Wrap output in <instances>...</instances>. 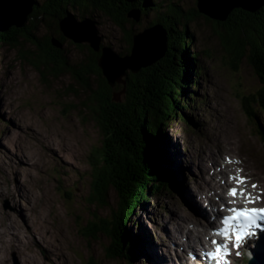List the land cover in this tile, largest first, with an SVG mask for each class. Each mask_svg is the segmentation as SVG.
<instances>
[{
  "label": "rangeland",
  "instance_id": "374dc122",
  "mask_svg": "<svg viewBox=\"0 0 264 264\" xmlns=\"http://www.w3.org/2000/svg\"><path fill=\"white\" fill-rule=\"evenodd\" d=\"M59 1L61 15L70 12L67 16L77 20L90 14L94 17L102 48L126 51L122 32L110 15L90 7L89 13L70 9L68 2ZM154 2L157 11L172 5L186 12L195 7L196 0ZM142 7L143 12L129 11L140 13L139 23L122 17L128 22L127 29L139 28L140 32L154 21L156 12L147 13L144 4ZM232 26L237 27V23L224 27L203 15L188 25L194 39L192 50L204 70L196 79L197 88L190 91L195 96L189 101V111L164 131L163 141L174 167L172 190L148 200L125 224L132 236L143 241L131 264H172L164 255L167 250L170 257L168 231L175 232L179 219L185 216L199 219L187 193L208 191L207 182L226 175L214 165L222 164L220 158L225 154L232 158L236 170L243 166L252 177L264 182V139L259 132L264 131V115L249 120L240 101L243 94L259 91L261 81L246 56L234 60L224 50L218 34L228 35ZM177 28L182 30L180 23ZM43 31L35 36L41 38ZM16 40L15 45L0 42V264H15L16 260L18 264H130L124 256L114 259V238L91 228L93 217L108 218L111 212L86 201L90 192L88 161L102 143L91 111L94 104L90 92L80 88L65 70L52 71L53 66L44 63L34 67L36 47L20 35ZM86 45L78 47L69 40L63 43L72 65L82 60ZM90 78L95 89L97 83ZM223 140L235 148L229 153L222 149L221 153ZM202 195L208 199L207 193L199 195L197 204L201 208ZM108 202L110 211H117L122 200L117 192L109 190ZM187 227L195 238L188 239L186 232L180 231L178 236L170 235L182 252L194 248L188 246L189 242L197 240L192 226ZM180 258L181 264L191 262L186 261L185 254Z\"/></svg>",
  "mask_w": 264,
  "mask_h": 264
},
{
  "label": "trees",
  "instance_id": "16d2710c",
  "mask_svg": "<svg viewBox=\"0 0 264 264\" xmlns=\"http://www.w3.org/2000/svg\"><path fill=\"white\" fill-rule=\"evenodd\" d=\"M143 4L147 13L149 10L156 13L154 21L145 24L140 31L160 25L166 32L167 49L164 57L150 67L135 74L127 72L123 82L110 86L98 67L100 53L88 47H84L86 54L82 60L72 65L67 53L52 47L46 39L37 44L38 60L32 61L34 67L44 63L53 66L52 71L65 70L80 88L90 92L94 104L91 111L99 125L102 143L88 161L90 192L86 201L111 212L108 218L93 217L91 228L114 238L115 243L111 246L114 259L120 258L118 255L124 256L130 264L135 260L140 242L136 236L131 237L125 228L126 222H130L137 208H144L148 200L170 192L173 187L174 167L168 158L167 143L163 141L164 131L175 118H184L182 113L189 111V101L194 97V92L190 95V91L197 88L196 79L203 74V66L192 50L194 39L188 28L189 23L201 14L197 12L196 2L195 7L186 12L172 5L163 12L157 11L154 0H72L68 3L70 9L89 13L87 7H90L114 19L113 23L121 30L128 46L126 51H113L118 57L130 54L132 36L139 32V28L127 29L128 22L122 17L130 10L143 12ZM66 15L71 14L67 12ZM79 17L97 24L91 14ZM211 21L224 27L237 23L228 35L218 36L224 50L234 60L247 57L248 65L261 81L259 91L248 96L243 94L240 99L246 117L256 120L257 114L264 115V7L256 14L234 9L225 22ZM9 44H13L12 40ZM20 56L28 59L24 53ZM90 77L97 83L95 89ZM260 135L264 139V131ZM109 190L117 192L122 200L117 211H110ZM117 212L119 214L115 216Z\"/></svg>",
  "mask_w": 264,
  "mask_h": 264
},
{
  "label": "water",
  "instance_id": "95a60500",
  "mask_svg": "<svg viewBox=\"0 0 264 264\" xmlns=\"http://www.w3.org/2000/svg\"><path fill=\"white\" fill-rule=\"evenodd\" d=\"M196 7L199 14L217 22H225L234 9L256 14L264 7V0H196ZM60 8L59 0H45L40 3L37 0H0V42L9 44L12 40V45H15L16 35H20L35 47L46 39L52 47L59 50L63 49V43L68 40L78 47L87 44L85 47L100 53L98 67L110 86L123 82L127 72L135 74L165 55L167 38L160 25L134 34L130 54L118 57L111 49L100 47V37L93 22L61 15ZM125 16L139 23L138 11L125 13ZM40 29L44 30V35L37 38L35 34Z\"/></svg>",
  "mask_w": 264,
  "mask_h": 264
},
{
  "label": "snow or ice",
  "instance_id": "6c2138e0",
  "mask_svg": "<svg viewBox=\"0 0 264 264\" xmlns=\"http://www.w3.org/2000/svg\"><path fill=\"white\" fill-rule=\"evenodd\" d=\"M241 171L238 170L235 175L227 177V181L234 182V186L228 187L226 194L231 198L227 201L229 206L225 208L221 205V211H227L229 214L219 217L220 226L214 228L211 233L213 236L220 237L222 242L212 239L210 243L214 246L213 249H206L202 254L204 259L214 264H229L226 259L230 254L229 245L239 248L244 238L250 234V229L254 226L259 227L258 221H264V207L250 206L257 202H264V192L254 196L248 191V177L243 176ZM251 188L257 189L258 185L253 183ZM238 199L243 200V206H238Z\"/></svg>",
  "mask_w": 264,
  "mask_h": 264
},
{
  "label": "bare ground",
  "instance_id": "6f19581e",
  "mask_svg": "<svg viewBox=\"0 0 264 264\" xmlns=\"http://www.w3.org/2000/svg\"><path fill=\"white\" fill-rule=\"evenodd\" d=\"M233 148H235V147L232 146V144L230 142H228V141H224L223 140L222 142H220L219 151L221 153H224V151L222 149H224L225 151L227 150L228 153H229L230 151L233 150ZM199 152H202V146L200 148V151H198V153ZM220 160H223V161L227 160L228 162L232 161V163H233L232 158L229 157L227 154H225L223 156V158H220ZM214 165H215V167H219L218 162L215 163ZM224 169H226L225 170V172H226L225 176L221 175V177L219 179L211 180V182H207L208 191H205V190L201 189V190L198 191V193L196 195L187 193V197H188L189 201H191L194 204L193 208L195 209V212L198 215L199 219L191 220L192 217L185 216L184 218H182V220L179 219V225L177 226V230L175 232L168 231V236H169V240H168L169 250H168V252H169L170 257L167 256V250H166V253H164V255L166 257V261L168 263H169V261H172L171 262L172 264L173 263L174 264H181L182 259L180 258V255L182 256V254H185L186 259H187L186 261L190 262L191 261L190 255L196 250V246H194V248H192L190 251H186V252H184V251L182 252V250L177 249V247L174 246V240H176V239L172 238L170 236L171 234L175 233V236H178L179 235V231L180 232H186V237L188 239H193L195 237L193 236V234H191V232H189V229L187 227V226H192V228L194 230V233L196 234L197 238H200V239L204 240L206 236L203 234V231L201 229H204V232H205L206 230H209V229H211V227L215 226V219H217V217L219 216V212L218 211H221V205H225V204L222 203L221 199H231L226 194L228 188L227 189L224 188L223 185H225L226 187L234 186V182L227 181V177H228V175H233L234 171L236 170V168H231V166H225ZM239 169L242 170L241 174L243 176L248 177V182H249L248 185H247L248 191L252 192L253 195H255V194L256 195H260L261 192H264L263 187H261L260 185H258L257 189H252L251 188V185H252L251 180L256 181V182L258 181L262 186H264V182H261V181H259V179L252 177L253 174L247 172L245 167L240 166ZM222 181H223V183H222ZM216 187L217 188H220V187L222 188V192H220L221 195H218V193L216 191ZM203 193H207L208 194V199L206 201L207 202V207L210 208L208 211L204 210L203 208H201V206H198V204H197V198H199L200 197L199 195L203 194ZM195 196H197V197H195ZM211 196H212V198H211ZM241 201H243V200H241ZM195 205H197V206H195ZM203 225H204V228L202 227ZM137 239H138V241L140 242V244L142 246V244H143L142 239L140 237H137ZM196 241H198V240H196ZM171 244H172V246H171ZM256 246L257 247L255 248V250L256 251H260V252H262L264 254V241L263 240L258 241ZM170 249L174 252V254H172V252H170ZM177 251H178V253H177ZM253 252H255V251H253ZM145 254L147 255V253H145ZM172 255L174 257H172ZM235 260L236 259L231 258L229 260V264H233V262ZM194 262H196V261H194ZM15 264H18L17 260L15 261ZM200 264H205V263L204 262H200ZM245 264H247V263H245ZM252 264H261V263L259 261H255Z\"/></svg>",
  "mask_w": 264,
  "mask_h": 264
}]
</instances>
